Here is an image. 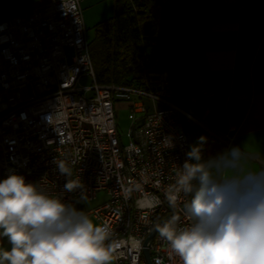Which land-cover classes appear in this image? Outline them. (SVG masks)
<instances>
[{
	"label": "built area",
	"instance_id": "1",
	"mask_svg": "<svg viewBox=\"0 0 264 264\" xmlns=\"http://www.w3.org/2000/svg\"><path fill=\"white\" fill-rule=\"evenodd\" d=\"M82 2L46 0L0 20L1 177L27 175L50 196L79 201L77 209L95 224H107L112 239L123 242L112 264H147L144 247L152 264H182L158 231L148 238L174 211H179L178 227L191 224L182 209L190 196L181 194L172 207L165 195L190 151L187 135L177 124L179 108L168 68H145L147 52L141 51L125 65L137 70V81L98 83ZM84 77L89 84L81 82ZM200 88L209 96L201 84ZM116 101L126 102L129 109L126 144L116 128ZM196 101L191 91L186 94L188 104ZM184 111L191 122L231 146L205 123L209 109H201L198 116ZM139 118L143 123L132 130ZM165 137L174 147L162 144ZM54 160H64L72 169L71 178L82 181L86 200H80L79 190L61 193L67 177L59 174ZM122 186L133 190L126 196ZM99 191L106 200L86 208L85 202ZM146 195L158 197L160 204L140 207L138 201Z\"/></svg>",
	"mask_w": 264,
	"mask_h": 264
},
{
	"label": "clouds",
	"instance_id": "2",
	"mask_svg": "<svg viewBox=\"0 0 264 264\" xmlns=\"http://www.w3.org/2000/svg\"><path fill=\"white\" fill-rule=\"evenodd\" d=\"M164 143L174 147L168 137ZM206 143L202 136L191 146L165 193L172 207L181 194L191 196L184 206L191 224L178 227L173 216L156 231L182 264H264V170L250 169L241 147L205 160ZM54 164L67 177L61 193L79 190L80 200H86L85 185L71 178L66 162ZM132 190L122 186L126 196ZM78 202L52 197L15 173L0 180V238L10 246L0 247V264H112L123 242L112 239L107 224H94L77 209ZM138 204L155 208L160 200L146 195Z\"/></svg>",
	"mask_w": 264,
	"mask_h": 264
},
{
	"label": "crops",
	"instance_id": "3",
	"mask_svg": "<svg viewBox=\"0 0 264 264\" xmlns=\"http://www.w3.org/2000/svg\"><path fill=\"white\" fill-rule=\"evenodd\" d=\"M210 3L209 30L204 39L206 70L198 81L213 96L218 108V119L211 126L231 146L207 136L204 159L241 147L249 156V168L261 171L264 170V0H210ZM103 4L111 5L113 14L114 0H83L82 7L96 11ZM196 19L193 3L185 4L170 19L175 47L190 32L198 39ZM231 125L234 130H229ZM23 176L26 183H33L30 176ZM0 180H3L1 171ZM0 247H10L5 238H0Z\"/></svg>",
	"mask_w": 264,
	"mask_h": 264
},
{
	"label": "trees",
	"instance_id": "4",
	"mask_svg": "<svg viewBox=\"0 0 264 264\" xmlns=\"http://www.w3.org/2000/svg\"><path fill=\"white\" fill-rule=\"evenodd\" d=\"M162 1L114 0L113 14L95 23L93 37L88 40V51L98 83L132 84L137 81V70H127L125 65L141 51L147 52V59L144 60L145 68H168L158 22ZM187 3H193L196 7L198 30V43L188 62L182 65L178 63L170 26L169 36L177 71L180 66L186 68L190 91L197 100L195 104L186 102V94L180 81L184 108L195 116L199 115L201 109H209L205 123L211 126L218 119V108L213 96H205L201 93L198 81L199 76L206 70L204 39L209 30L211 3L210 0H172L168 9V25L174 14ZM191 123L197 140L202 136H210L201 127ZM177 124L179 125L178 118Z\"/></svg>",
	"mask_w": 264,
	"mask_h": 264
},
{
	"label": "rangeland",
	"instance_id": "5",
	"mask_svg": "<svg viewBox=\"0 0 264 264\" xmlns=\"http://www.w3.org/2000/svg\"><path fill=\"white\" fill-rule=\"evenodd\" d=\"M41 0H0V20L7 18L11 15H14L34 4H37ZM112 15V6L103 4L99 7V10L94 11L93 8H83V19L84 25L86 28V37L87 39H91L94 33V25L96 22L109 18ZM198 43V39L193 37L192 33L190 32L189 35L184 36L183 39L178 40L176 43L177 50V61L180 65L184 62H188L196 49ZM178 75L180 77L181 84L183 86V90L185 94L190 93V84L187 77V72L185 67H179ZM81 82L84 84H89L90 80L88 78H82ZM145 102L148 101L144 98ZM129 109L127 103L124 101H116L115 103V122L117 132L120 136L122 144H126L128 141V137L126 136V131L130 125V118L128 116ZM106 200V194L104 191H99L96 197L91 201H86L85 206L86 208H93ZM93 223L95 221L92 217H89Z\"/></svg>",
	"mask_w": 264,
	"mask_h": 264
},
{
	"label": "water",
	"instance_id": "6",
	"mask_svg": "<svg viewBox=\"0 0 264 264\" xmlns=\"http://www.w3.org/2000/svg\"><path fill=\"white\" fill-rule=\"evenodd\" d=\"M171 2L172 0H163L161 3L160 11H159V20H158L159 30H160V34L162 37V43H163V46L166 52L167 60H168V72H169L172 93H173L176 105L179 108V111H178L179 124H180L181 129L187 135L189 147L191 150V146L197 145L198 140L193 130L192 123L184 111V103H183V98H182V90H181L179 75H178V71L176 68L174 52H173L172 43H171L170 36H169L168 9H169ZM142 123H143V118H139L138 120H136L132 126V130L140 126ZM190 199H191V196L188 198L186 203L190 201ZM185 204L182 207L183 210H184ZM177 214H179V211L171 212L165 215L157 224L163 225L171 217L176 216ZM155 232H156V228L154 227L151 233L148 235V238H150ZM143 254L147 261V264H152L149 258L148 249L146 247L143 248Z\"/></svg>",
	"mask_w": 264,
	"mask_h": 264
}]
</instances>
